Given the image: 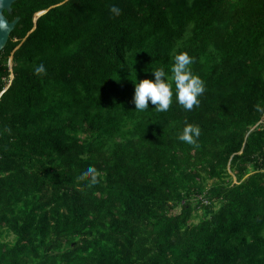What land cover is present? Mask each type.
Masks as SVG:
<instances>
[{
	"label": "trees",
	"instance_id": "1",
	"mask_svg": "<svg viewBox=\"0 0 264 264\" xmlns=\"http://www.w3.org/2000/svg\"><path fill=\"white\" fill-rule=\"evenodd\" d=\"M12 8L0 264H264V0ZM183 51L205 81L200 105L185 110L174 95L166 112L151 101L137 111L133 80L158 67L171 76ZM185 123L201 128L196 144L178 139ZM88 165L92 186L80 178Z\"/></svg>",
	"mask_w": 264,
	"mask_h": 264
},
{
	"label": "clouds",
	"instance_id": "2",
	"mask_svg": "<svg viewBox=\"0 0 264 264\" xmlns=\"http://www.w3.org/2000/svg\"><path fill=\"white\" fill-rule=\"evenodd\" d=\"M121 7L111 5L109 11L119 15ZM7 27L4 21H0V28ZM194 63L187 51L175 55L174 63L171 66V76L168 75L164 67L152 69L153 77L133 80L134 97L133 102L137 111H145L149 108V101L159 112H166L173 104V97L185 110H192L201 103L200 97L206 90L205 81L196 74L191 65ZM47 68L41 63L35 67V73L46 74ZM257 111L264 112V105L257 103ZM201 135V128L193 123H185L182 131L178 135L180 141L188 144H196ZM89 177V186L99 183L98 169L95 165H88L83 169L81 179Z\"/></svg>",
	"mask_w": 264,
	"mask_h": 264
},
{
	"label": "water",
	"instance_id": "3",
	"mask_svg": "<svg viewBox=\"0 0 264 264\" xmlns=\"http://www.w3.org/2000/svg\"><path fill=\"white\" fill-rule=\"evenodd\" d=\"M17 0H0V21H4L7 27L0 28V52L7 45L12 31L18 24L20 17H15L12 21L5 15V11L11 14L13 12L12 5ZM1 96V95H0Z\"/></svg>",
	"mask_w": 264,
	"mask_h": 264
},
{
	"label": "rangeland",
	"instance_id": "4",
	"mask_svg": "<svg viewBox=\"0 0 264 264\" xmlns=\"http://www.w3.org/2000/svg\"><path fill=\"white\" fill-rule=\"evenodd\" d=\"M12 59L10 58V60H9V66H10V68L12 67ZM11 77H12V75H11ZM11 77H10V80H9V82L7 83V86L6 87H8L9 85H10V82H11ZM200 214H201V212H200Z\"/></svg>",
	"mask_w": 264,
	"mask_h": 264
},
{
	"label": "built area",
	"instance_id": "5",
	"mask_svg": "<svg viewBox=\"0 0 264 264\" xmlns=\"http://www.w3.org/2000/svg\"><path fill=\"white\" fill-rule=\"evenodd\" d=\"M12 75V74H11ZM11 77V76H10ZM12 77H13V75H12ZM12 77H11V79H12Z\"/></svg>",
	"mask_w": 264,
	"mask_h": 264
}]
</instances>
